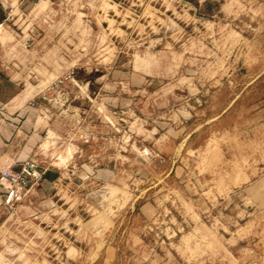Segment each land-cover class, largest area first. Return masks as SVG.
Segmentation results:
<instances>
[{"label":"rangeland","instance_id":"rangeland-1","mask_svg":"<svg viewBox=\"0 0 264 264\" xmlns=\"http://www.w3.org/2000/svg\"><path fill=\"white\" fill-rule=\"evenodd\" d=\"M0 163V264H264V0H0Z\"/></svg>","mask_w":264,"mask_h":264},{"label":"built area","instance_id":"built-area-1","mask_svg":"<svg viewBox=\"0 0 264 264\" xmlns=\"http://www.w3.org/2000/svg\"><path fill=\"white\" fill-rule=\"evenodd\" d=\"M32 3H39L41 1H52V0H26ZM30 171H32L30 173ZM4 178L1 177L0 180H5L8 183V189L5 191L4 204L11 206L18 198V192L21 188L26 185L27 179L38 176V174L31 169L23 168L18 174H11L9 172L4 173Z\"/></svg>","mask_w":264,"mask_h":264},{"label":"bare ground","instance_id":"bare-ground-1","mask_svg":"<svg viewBox=\"0 0 264 264\" xmlns=\"http://www.w3.org/2000/svg\"><path fill=\"white\" fill-rule=\"evenodd\" d=\"M41 2H43V1H41ZM41 2H40V3H41Z\"/></svg>","mask_w":264,"mask_h":264},{"label":"crops","instance_id":"crops-1","mask_svg":"<svg viewBox=\"0 0 264 264\" xmlns=\"http://www.w3.org/2000/svg\"><path fill=\"white\" fill-rule=\"evenodd\" d=\"M1 164V163H0Z\"/></svg>","mask_w":264,"mask_h":264}]
</instances>
